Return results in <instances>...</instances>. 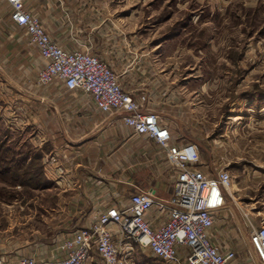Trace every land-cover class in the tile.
<instances>
[{
  "label": "rangeland",
  "instance_id": "rangeland-1",
  "mask_svg": "<svg viewBox=\"0 0 264 264\" xmlns=\"http://www.w3.org/2000/svg\"><path fill=\"white\" fill-rule=\"evenodd\" d=\"M126 1L132 16L124 20L130 36L122 35L123 47H172L154 52L168 62L154 69L190 93L194 124L208 125L191 142L199 145L205 171L226 170L235 182L243 173L257 174L264 185V0ZM11 12L7 4L0 8V259H60L64 241L87 228L75 227L80 216L58 211L56 180L43 170V133L30 100L59 84L41 87V68L19 59L22 47L33 46ZM49 186L54 191H43ZM248 189L247 195L261 193ZM116 245L123 264H166L134 242ZM89 264L103 262L94 255Z\"/></svg>",
  "mask_w": 264,
  "mask_h": 264
},
{
  "label": "crops",
  "instance_id": "crops-1",
  "mask_svg": "<svg viewBox=\"0 0 264 264\" xmlns=\"http://www.w3.org/2000/svg\"><path fill=\"white\" fill-rule=\"evenodd\" d=\"M125 4L128 1L27 0L25 7L63 49L91 51L112 67L123 89L134 99L139 101L145 96L148 102L142 106L170 130L171 145L194 142V133L208 132V125L200 121L194 124L190 93L177 91L170 75L154 69L168 63L159 56L172 47H123L122 35L130 36L124 20L129 21L132 16ZM133 19L135 23L139 20L136 16ZM22 48L24 54L19 59L35 62L39 69L43 67L36 48ZM154 52H159V56ZM58 84L30 97L43 133V170L48 179L56 180L53 189L57 192L58 211L80 216L83 222L75 227L89 228L101 214L128 208L134 194L150 193L158 200L171 198L177 172L167 151L128 127L122 113L104 114L83 92L69 91ZM201 169L208 174L206 164ZM242 176V182H235L233 177L232 199L227 197V207L217 214L210 235L223 251L236 253L235 264H252L253 260L258 261L250 244L251 224L254 228L264 226V185L259 183L257 174ZM251 187L261 193L248 191V196L246 190ZM54 190L49 186L43 191ZM147 218L154 229L167 220L155 211L148 213ZM108 229L120 244L117 227L110 225Z\"/></svg>",
  "mask_w": 264,
  "mask_h": 264
},
{
  "label": "built area",
  "instance_id": "built-area-1",
  "mask_svg": "<svg viewBox=\"0 0 264 264\" xmlns=\"http://www.w3.org/2000/svg\"><path fill=\"white\" fill-rule=\"evenodd\" d=\"M26 1L0 0V8L4 4L11 7V20L26 30L30 44L38 49L44 62L38 72V84L47 88L62 83L67 90L81 91L90 97L100 112L122 113L128 127L167 151L177 174L171 198L158 200L150 193L134 194L128 208L101 214L91 227L65 240L61 246L65 257L0 259V264H89L94 255L103 264H123L115 234L108 229L110 225L117 227L121 243L134 242L166 264H235L236 253L223 251L210 235L217 214L227 207L233 176L226 170L216 176L206 174L201 169L203 162L196 144L171 145L170 130L156 114L142 109L145 96L141 101L134 99L123 89L119 76L88 51L63 49L46 33L39 18L26 10ZM151 211L167 218L157 229L147 218ZM251 229L250 244L258 263L264 264V226L254 228L251 224Z\"/></svg>",
  "mask_w": 264,
  "mask_h": 264
}]
</instances>
